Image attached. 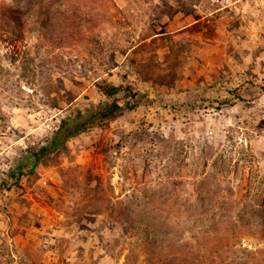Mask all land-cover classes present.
I'll return each mask as SVG.
<instances>
[{
  "label": "rangeland",
  "instance_id": "rangeland-1",
  "mask_svg": "<svg viewBox=\"0 0 264 264\" xmlns=\"http://www.w3.org/2000/svg\"><path fill=\"white\" fill-rule=\"evenodd\" d=\"M104 80L181 108L142 105L26 161ZM256 84L264 0H0V264H264Z\"/></svg>",
  "mask_w": 264,
  "mask_h": 264
},
{
  "label": "trees",
  "instance_id": "trees-1",
  "mask_svg": "<svg viewBox=\"0 0 264 264\" xmlns=\"http://www.w3.org/2000/svg\"><path fill=\"white\" fill-rule=\"evenodd\" d=\"M256 86L264 90L262 85L256 84ZM97 88L101 96L98 102L89 101L87 106L77 105L66 109L67 114L62 116L57 128L52 131L47 139H41V142L38 143L37 146L26 149L24 159L33 162L32 164L36 166L45 157L56 152L70 138L85 132L93 126L106 123L122 112L135 110L142 105L165 107L170 110H178L181 108V105H177L174 100L164 97L160 92H154L152 94L147 89L142 92H137L129 87L116 85L106 80L97 83ZM196 88L205 90L215 88L219 90L224 87L223 81H220V83L203 87L198 86ZM193 89H183L181 92L186 93ZM227 91L233 94L234 89H227ZM236 96L239 100H244L238 93ZM21 172L22 166L13 165L9 177L3 181H5V184H8V182L10 180L13 181L15 177L18 179ZM16 173H18V175H14Z\"/></svg>",
  "mask_w": 264,
  "mask_h": 264
}]
</instances>
